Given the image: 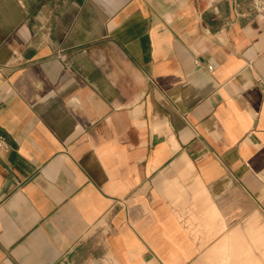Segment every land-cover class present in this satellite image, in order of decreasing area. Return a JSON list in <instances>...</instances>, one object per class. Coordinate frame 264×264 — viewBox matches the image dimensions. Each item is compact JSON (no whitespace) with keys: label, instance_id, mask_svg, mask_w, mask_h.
Segmentation results:
<instances>
[{"label":"crops","instance_id":"obj_1","mask_svg":"<svg viewBox=\"0 0 264 264\" xmlns=\"http://www.w3.org/2000/svg\"><path fill=\"white\" fill-rule=\"evenodd\" d=\"M0 89V264H264L250 0H0Z\"/></svg>","mask_w":264,"mask_h":264},{"label":"built area","instance_id":"obj_2","mask_svg":"<svg viewBox=\"0 0 264 264\" xmlns=\"http://www.w3.org/2000/svg\"><path fill=\"white\" fill-rule=\"evenodd\" d=\"M251 1V10L255 11L256 14L264 19V0H250ZM209 70L213 69L211 64L208 65ZM4 95V91L0 89V97ZM9 148V145L6 141V138L3 134L0 133V151H5Z\"/></svg>","mask_w":264,"mask_h":264}]
</instances>
